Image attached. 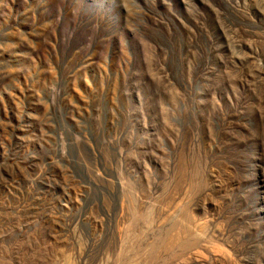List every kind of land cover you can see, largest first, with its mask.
I'll use <instances>...</instances> for the list:
<instances>
[{
  "label": "rangeland",
  "instance_id": "obj_1",
  "mask_svg": "<svg viewBox=\"0 0 264 264\" xmlns=\"http://www.w3.org/2000/svg\"><path fill=\"white\" fill-rule=\"evenodd\" d=\"M0 264H264V0H0Z\"/></svg>",
  "mask_w": 264,
  "mask_h": 264
}]
</instances>
